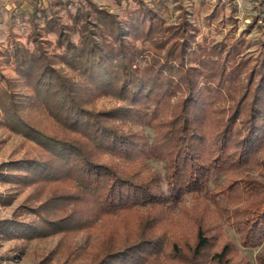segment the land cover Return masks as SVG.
I'll list each match as a JSON object with an SVG mask.
<instances>
[{"label":"trees","instance_id":"16d2710c","mask_svg":"<svg viewBox=\"0 0 264 264\" xmlns=\"http://www.w3.org/2000/svg\"><path fill=\"white\" fill-rule=\"evenodd\" d=\"M115 1H126L121 15L88 1L44 14L24 41L12 34L0 45V124L32 143L0 164V181L37 185L35 205L0 218V237L78 234L99 223L106 242L75 247L79 255L59 264H249L220 219L243 246L264 242V176L241 174L264 151L263 33L247 52L253 25L237 33L229 0L206 16L220 25L219 40H198L185 9L167 22L169 0ZM106 96L114 103L96 108ZM151 159L164 160L163 176L147 169ZM217 171L241 175L179 206L186 227H177L175 207Z\"/></svg>","mask_w":264,"mask_h":264},{"label":"rangeland","instance_id":"374dc122","mask_svg":"<svg viewBox=\"0 0 264 264\" xmlns=\"http://www.w3.org/2000/svg\"><path fill=\"white\" fill-rule=\"evenodd\" d=\"M88 1L103 6L118 15L123 13L126 6V1L119 5L115 0H0V45H5L8 36L12 34L24 41L32 24L34 22H43L44 14L57 12L63 15L67 7L74 10L77 6L87 5ZM229 1L236 7L234 14L238 25L237 33L246 29L248 24L253 25L245 36L247 40L251 41L247 52H257L260 45L259 33L262 32L264 35V0ZM216 2L217 0H169L164 10V16L167 22L175 23L180 11L185 9L190 20L194 21L200 29L198 40H202V34L219 40L222 36L220 25L208 23L206 18ZM3 71L9 78H14V72L11 69L5 68ZM0 86H3V83ZM113 103L114 99L106 96L96 98L94 105L96 108H105ZM35 113L40 114V111L37 110ZM145 130L151 142L155 136L154 131L148 127ZM31 146L32 143L25 139L21 133L14 131L5 124H0V164L13 158L21 157L31 149ZM147 165V169L154 170L160 176L164 175V160L151 159L147 161ZM242 172L241 174H248L252 177L264 176V151L258 152L252 157L250 164H246ZM241 174L211 172L206 189L183 196L178 203L179 205L175 207V212L172 213L173 222H175L177 227L185 228L186 225L183 219H180L181 213L179 209L181 207H189L192 204L203 202L208 193L218 192L220 190L219 186L227 183L228 178H234ZM36 192L37 185L19 187L13 183L0 181V218L10 217L15 208L23 202L35 205L37 202ZM31 194L33 197L28 198ZM45 194L44 189L39 190L40 197ZM216 194L217 198L224 202L225 198L223 195L221 193ZM98 225L99 223L92 226L87 232H79L78 234L0 237V262L1 264L62 263L64 259L69 260L72 258L70 254L75 257L79 255L80 251H77L75 247L87 245L92 248H100V245L106 242L103 239L105 237V229L98 231ZM220 225H222L224 231V239L234 243L239 252L248 259L249 264H258L257 254H264V242L254 247H245L242 245L239 235L226 221L220 219Z\"/></svg>","mask_w":264,"mask_h":264}]
</instances>
